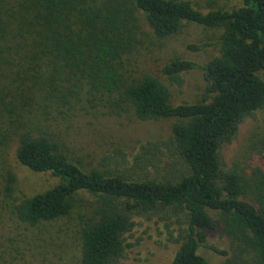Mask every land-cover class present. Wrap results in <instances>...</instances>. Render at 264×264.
I'll return each instance as SVG.
<instances>
[{
  "label": "trees",
  "instance_id": "obj_1",
  "mask_svg": "<svg viewBox=\"0 0 264 264\" xmlns=\"http://www.w3.org/2000/svg\"><path fill=\"white\" fill-rule=\"evenodd\" d=\"M113 7L107 0H0V60L18 66L15 78L3 83L1 91L13 101L0 96V117L17 116L20 110L33 116L30 121L39 120L55 99L69 100L83 86L119 95L141 121L178 120L166 144L178 173L160 181L134 180L112 169L86 171L50 137L27 129L20 136L18 161L60 182L14 204L12 212L34 227L71 216L81 193L99 199L82 226L79 264H119L136 219L161 215L186 226L171 264H209L200 249H210L208 232L218 231L219 224L255 264H264V202L247 200L238 165L225 168L221 159L240 124L264 107V0H243L238 9L208 13L184 0H135L158 38L178 34L184 22L223 30L220 55L207 64L177 58L162 69L179 85L184 73L204 72L208 86L203 99L179 105L171 103L169 88L157 77L129 81L120 73L134 37L130 19L122 21ZM209 46L189 44L187 49L201 52ZM148 157L145 152L135 161L147 166L154 160ZM15 182L9 175L7 197L13 196Z\"/></svg>",
  "mask_w": 264,
  "mask_h": 264
},
{
  "label": "rangeland",
  "instance_id": "obj_2",
  "mask_svg": "<svg viewBox=\"0 0 264 264\" xmlns=\"http://www.w3.org/2000/svg\"><path fill=\"white\" fill-rule=\"evenodd\" d=\"M184 1L202 13L232 11L243 6V0ZM107 2L114 6L113 11L117 9L122 21L130 19L133 30L134 42L122 58L120 73L129 81H138L146 75L157 77L169 88L173 105L200 102L208 86L204 72L184 73L179 85L163 76L162 69L177 58L207 64L220 55L223 30L184 22L178 34L161 39L148 25L145 14L136 9L135 0ZM204 42L211 46L201 52L187 49L189 44ZM13 65L0 60V96L6 97L8 103L13 101L12 95L1 89L6 88L3 83L15 78L18 66ZM9 73L14 74L9 76ZM73 92L69 100L55 99L57 103L47 108L39 120L30 121L33 116L20 110V118L19 114L0 117V264H79L82 226L100 202L91 194L81 193L71 216L34 227L21 223L12 212L14 204L60 182L52 173L32 172L18 161L20 136L27 129H32L35 135L50 137L68 158L80 162L86 171L112 169L134 180L160 181L178 173L176 162L167 158L166 145L178 120L141 121L119 95L105 96L87 86ZM17 105L16 102L14 106ZM145 152L147 158L154 157L147 166L135 161ZM221 159L225 168L238 165L246 199L263 203L264 107L240 124L235 140L224 146ZM11 174L16 177L15 191L12 197H7L6 185ZM209 214L217 221L220 219L214 211L209 210ZM185 227L176 217L170 219L166 215L137 218L136 226L126 235V253L119 264H171ZM206 246L210 249L202 247L200 253L209 264H255L250 252L229 237L220 224L218 231L208 232Z\"/></svg>",
  "mask_w": 264,
  "mask_h": 264
}]
</instances>
